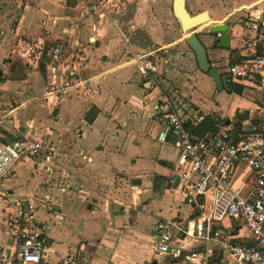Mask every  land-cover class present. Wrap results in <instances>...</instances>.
<instances>
[{
	"label": "crops",
	"instance_id": "0c3cea01",
	"mask_svg": "<svg viewBox=\"0 0 264 264\" xmlns=\"http://www.w3.org/2000/svg\"><path fill=\"white\" fill-rule=\"evenodd\" d=\"M109 1L107 10L94 11L95 0H0V142L45 138L60 149L56 158L63 151L72 158V166L56 158L15 163L0 194V256L13 250L6 235L11 214L20 203L33 202L36 224H42L47 238L43 264H62L82 245L92 252L90 264H181L189 251L207 248L212 250L210 264H231L219 243L185 232L202 211L187 202L177 136L156 106L166 95L175 98L193 138L210 139L224 127L239 126L244 117L264 118L257 79L225 81L230 65H246L251 58L247 43L254 33L243 20L264 0H247L222 18L208 10L214 23L234 12L229 48L216 45L218 34L200 33L222 74V91L201 74L174 16L173 0ZM61 44L66 54L54 60L52 48ZM139 52L158 64L153 90L143 85L133 60ZM79 80L95 89L91 98L76 89ZM69 84L72 90L62 101L49 93ZM235 84L242 90L235 92ZM206 117L211 121L206 123ZM134 178L140 184H133ZM252 178V169L239 164L233 182ZM211 198L204 197L207 215ZM162 219L175 222L172 249L156 255L151 244ZM212 229L225 230L235 243H254L240 217L213 222ZM199 242L205 243L203 250ZM170 255L173 260L167 263Z\"/></svg>",
	"mask_w": 264,
	"mask_h": 264
},
{
	"label": "built area",
	"instance_id": "2783aa9c",
	"mask_svg": "<svg viewBox=\"0 0 264 264\" xmlns=\"http://www.w3.org/2000/svg\"><path fill=\"white\" fill-rule=\"evenodd\" d=\"M94 11L107 10L109 0H95ZM244 22L253 31L249 39L251 58L246 65H230L225 81L231 84L245 79H257L264 93V2L248 10ZM219 35V34H218ZM31 45L25 54L32 55ZM54 60L66 54L64 46L58 45L51 51ZM135 60L143 85L153 90L158 86L155 79L158 64L147 54L136 53ZM80 65L83 62L80 61ZM81 90L82 97L89 99L95 89L79 80L74 84ZM72 90V84L50 90L59 101ZM163 116L168 130L177 138L174 146L179 154V173L186 184L187 202L195 204L201 214L188 223L186 234L205 243H219L227 251L231 264H264V118L240 119L239 129L232 134V128L224 127L210 139L193 138L184 128V121L178 112L174 99L166 95L156 106ZM31 128L32 125L28 124ZM166 140V132L161 134ZM60 149L45 138L22 136L11 141L0 142V194L5 193L4 181L9 177L16 162L31 159L36 163L56 158ZM239 164L253 171L249 182L234 183L233 176ZM211 194L212 205L209 215L205 214L204 197ZM36 205L27 202L18 205L10 216L6 230L7 240L13 250L4 251L0 264H43V253L47 244L46 232L36 224ZM225 217H240L250 230L254 243H235L223 229L213 230L212 223ZM175 222L162 219L153 235L152 250L156 255L166 254L172 249ZM212 250L189 251L181 264H208ZM92 252L82 245L76 252L64 257L62 264H90Z\"/></svg>",
	"mask_w": 264,
	"mask_h": 264
},
{
	"label": "water",
	"instance_id": "95a60500",
	"mask_svg": "<svg viewBox=\"0 0 264 264\" xmlns=\"http://www.w3.org/2000/svg\"><path fill=\"white\" fill-rule=\"evenodd\" d=\"M173 12L185 35L184 40L197 57L200 71L213 78L217 88L222 91L224 88L222 74L219 68L211 63L208 49L199 35L200 33H208L209 35L219 34L216 45L221 48H229L232 37L230 27L234 23L229 17L234 12L225 17L222 22L214 23L211 22L208 10L192 14L187 7V0H173ZM233 90L235 92L241 91L242 85L235 84ZM140 182V178L132 179L133 184H140ZM19 264H22V261H20ZM151 264H157V261L154 260Z\"/></svg>",
	"mask_w": 264,
	"mask_h": 264
},
{
	"label": "rangeland",
	"instance_id": "374dc122",
	"mask_svg": "<svg viewBox=\"0 0 264 264\" xmlns=\"http://www.w3.org/2000/svg\"><path fill=\"white\" fill-rule=\"evenodd\" d=\"M163 1L168 2V0H163ZM131 2L135 3L136 0H131ZM245 2H247V0H187V7L192 14H196V13L203 11V10H209L214 15L215 18H222V17L226 16L229 12H231L234 7L240 6ZM169 7H170V2H169ZM132 9H133L132 4L129 3L128 10H132ZM244 9L245 8L242 9V13H243L242 15L246 14V11H243ZM217 11H220L219 16H216ZM199 36L201 38V35H199ZM185 43H186V41H185ZM201 74H203V72ZM173 99L175 100V98H173ZM61 152H62V150H61ZM56 161H57V163L60 162L62 165H63V163H68L69 165L72 166V158H70L67 155V153H64V151L62 152L61 156L56 158ZM129 197H131V194H129ZM65 199H66V197H65ZM41 213H42V210L38 214L39 218L41 217ZM37 224L39 227H43L39 221ZM199 243L202 247H197V248L200 250L201 249L203 250L205 243H203V242H199ZM165 259H166L167 263H171V261L173 260V256H171V255L165 256Z\"/></svg>",
	"mask_w": 264,
	"mask_h": 264
},
{
	"label": "trees",
	"instance_id": "16d2710c",
	"mask_svg": "<svg viewBox=\"0 0 264 264\" xmlns=\"http://www.w3.org/2000/svg\"><path fill=\"white\" fill-rule=\"evenodd\" d=\"M244 118H245V117H244ZM244 118H241V119H244ZM204 121H205L206 123H208V122L211 121V118H210V117H206ZM213 123L216 124V122H213ZM187 126H188L187 124H184V127L187 128ZM238 127H239L238 125H234V127L232 128V131H231L232 134L235 133V130H236V129H237V130L239 129ZM214 133H215V131H214Z\"/></svg>",
	"mask_w": 264,
	"mask_h": 264
}]
</instances>
